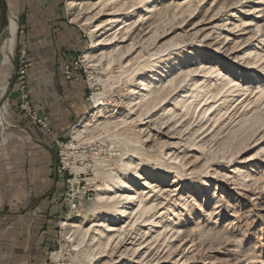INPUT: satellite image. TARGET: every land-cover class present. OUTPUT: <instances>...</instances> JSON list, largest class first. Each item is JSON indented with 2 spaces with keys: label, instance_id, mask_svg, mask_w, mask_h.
Returning <instances> with one entry per match:
<instances>
[{
  "label": "rangeland",
  "instance_id": "1",
  "mask_svg": "<svg viewBox=\"0 0 264 264\" xmlns=\"http://www.w3.org/2000/svg\"><path fill=\"white\" fill-rule=\"evenodd\" d=\"M70 1L0 3V31L18 18L0 64V264H264V0ZM53 70L82 91L58 137L32 96Z\"/></svg>",
  "mask_w": 264,
  "mask_h": 264
},
{
  "label": "crops",
  "instance_id": "2",
  "mask_svg": "<svg viewBox=\"0 0 264 264\" xmlns=\"http://www.w3.org/2000/svg\"><path fill=\"white\" fill-rule=\"evenodd\" d=\"M56 24L57 28L54 29V31H57V40L60 39L59 41L62 44L61 47H65V45L72 42L70 39L72 34L69 31V26L59 22ZM47 33L44 37L50 38L47 42L50 43L51 41L53 44L52 38L54 37V33ZM54 47H56V45ZM58 52L59 62H63L67 55H65V53L62 54L61 51ZM44 56L48 60H51L52 62L54 61V56L52 55L50 48L44 53ZM61 77L57 80V75L54 73V70L47 73H41L36 80L34 79L35 82L32 94L34 103L38 106L41 116L49 120L56 137L61 136V134L67 129V125L74 120L82 110L80 103H76L80 101L79 99L82 95L81 88L76 86L77 81L70 80L67 82L63 81L65 80L63 76ZM66 95L76 97V102L74 101L70 104L68 100H65V98H67ZM32 127V130H34L35 133H42L39 126L33 125ZM21 151L23 152V150L19 149L14 152L18 154V152L20 153Z\"/></svg>",
  "mask_w": 264,
  "mask_h": 264
},
{
  "label": "bare ground",
  "instance_id": "3",
  "mask_svg": "<svg viewBox=\"0 0 264 264\" xmlns=\"http://www.w3.org/2000/svg\"><path fill=\"white\" fill-rule=\"evenodd\" d=\"M70 4L72 5H75L77 4L78 2L76 0H72L69 2ZM123 8V7H122ZM147 11H150V9L147 8ZM8 17V18H7ZM7 21H6V24L4 25V27L2 28V30L0 31V64L2 62H4L5 57H6V54L8 56H11L12 58V55H13V51H14V44H15V41L16 40V32H17V28H18V21H17V16L14 15V14H9L7 16ZM114 19V18H113ZM110 21V20H109ZM137 24V23H136ZM112 41V40H111ZM106 42V41H105ZM7 63V62H6ZM11 65V64H10ZM200 66H203V65H200ZM214 66V65H213ZM4 67V66H3ZM6 67V66H5ZM210 67V66H209ZM211 70H215L216 68L215 67H210ZM190 69H186V70H181L182 72H187L189 71ZM194 84V83H193ZM148 85V84H147ZM5 86H3V88H1L0 90V97L3 96V94L5 93ZM146 112V111H145ZM150 113V112H149ZM147 115V114H146ZM4 117V115H3ZM6 122L4 121V119L1 117L0 115V125L2 127V129H4L7 125V123L5 124ZM79 133H78V130L75 126L74 130H73V136H77ZM2 142H5V138H4V135L1 137V143ZM123 181L120 182V186L123 185ZM142 185L146 186V187H151L150 183L144 181L142 183ZM134 188V187H133ZM132 190V189H130ZM133 193V192H132ZM126 202H129L131 200H133L134 196L131 195V194H127L125 196L122 197ZM132 202V201H131ZM125 203V202H124ZM126 204V203H125ZM127 207V206H126ZM125 208V207H124ZM124 212H127V210H121V213H124ZM110 229H113V228H110Z\"/></svg>",
  "mask_w": 264,
  "mask_h": 264
},
{
  "label": "built area",
  "instance_id": "4",
  "mask_svg": "<svg viewBox=\"0 0 264 264\" xmlns=\"http://www.w3.org/2000/svg\"><path fill=\"white\" fill-rule=\"evenodd\" d=\"M27 69L25 67L21 68L20 70L17 71V73L19 74L17 77V85L19 86V91L24 93H20V95L22 94L23 98L27 97L26 96V92H27V86H28V81H27V76H26V71ZM69 66L66 65L65 69L63 70V72L66 74V77H69ZM34 122H37L38 126L41 128H45L47 129V124L45 121H42V119H36L34 116Z\"/></svg>",
  "mask_w": 264,
  "mask_h": 264
},
{
  "label": "water",
  "instance_id": "5",
  "mask_svg": "<svg viewBox=\"0 0 264 264\" xmlns=\"http://www.w3.org/2000/svg\"><path fill=\"white\" fill-rule=\"evenodd\" d=\"M2 12L5 13L4 0H0ZM1 59V57H0Z\"/></svg>",
  "mask_w": 264,
  "mask_h": 264
}]
</instances>
